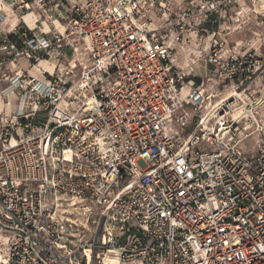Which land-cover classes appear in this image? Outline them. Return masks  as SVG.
I'll return each instance as SVG.
<instances>
[{"label":"built area","instance_id":"2783aa9c","mask_svg":"<svg viewBox=\"0 0 264 264\" xmlns=\"http://www.w3.org/2000/svg\"><path fill=\"white\" fill-rule=\"evenodd\" d=\"M263 2L0 0V264H264Z\"/></svg>","mask_w":264,"mask_h":264},{"label":"rangeland","instance_id":"374dc122","mask_svg":"<svg viewBox=\"0 0 264 264\" xmlns=\"http://www.w3.org/2000/svg\"><path fill=\"white\" fill-rule=\"evenodd\" d=\"M264 5V2L262 3ZM6 12L11 15V11L9 9H6ZM10 21H12V25H16V17L11 18ZM262 27V28H261ZM263 31V25H259V18H251V22H248L245 26H243L242 30L234 32V28L232 30V33L227 36V40L229 41V44L234 47L235 44L237 43H247L248 41L252 40L254 37L255 32H260ZM186 59L184 58V54L180 53L179 56V64L182 67H185ZM201 72L202 76L205 75L206 70H205V62H201ZM193 80L196 82L200 81L198 77H194ZM10 90L7 89V93L9 94ZM12 98V96H11Z\"/></svg>","mask_w":264,"mask_h":264},{"label":"crops","instance_id":"0c3cea01","mask_svg":"<svg viewBox=\"0 0 264 264\" xmlns=\"http://www.w3.org/2000/svg\"><path fill=\"white\" fill-rule=\"evenodd\" d=\"M26 19H27V20L31 19V16L26 17ZM29 24H30V27H32V28L34 27V25L32 24V22H29ZM42 66L45 67V68H47V69H49L50 71H52V69H53V68L50 67L46 62H45V64L42 63ZM23 67L26 68V67H27V64L24 63ZM14 102H15V99L12 100V103H14ZM1 106H2V103H1ZM8 110H9V107H7V111H8Z\"/></svg>","mask_w":264,"mask_h":264},{"label":"bare ground","instance_id":"6f19581e","mask_svg":"<svg viewBox=\"0 0 264 264\" xmlns=\"http://www.w3.org/2000/svg\"><path fill=\"white\" fill-rule=\"evenodd\" d=\"M42 63H44V64H45V62H42ZM42 63H41V65H42ZM50 67H51V66H50ZM1 103H2V102H1V100H0V105H1Z\"/></svg>","mask_w":264,"mask_h":264}]
</instances>
